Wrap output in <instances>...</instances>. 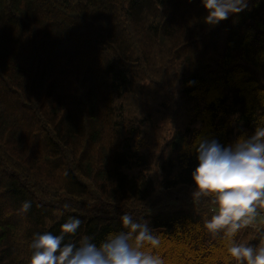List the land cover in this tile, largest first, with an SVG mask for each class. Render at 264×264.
<instances>
[{"label":"trees","instance_id":"trees-1","mask_svg":"<svg viewBox=\"0 0 264 264\" xmlns=\"http://www.w3.org/2000/svg\"><path fill=\"white\" fill-rule=\"evenodd\" d=\"M205 15L200 0H0V264H29L35 236L70 217L65 242L99 244L124 214L165 264H224L204 228L215 205L191 197L193 144L264 127V0L216 26ZM138 100L147 114L129 119ZM234 239L264 245V226Z\"/></svg>","mask_w":264,"mask_h":264},{"label":"clouds","instance_id":"clouds-1","mask_svg":"<svg viewBox=\"0 0 264 264\" xmlns=\"http://www.w3.org/2000/svg\"><path fill=\"white\" fill-rule=\"evenodd\" d=\"M200 4L206 12L204 23L216 26L243 11L248 0H200ZM193 148L198 163L191 173V197H210L215 205V214L204 228L210 234L222 233L224 264H264V245H245L234 239L264 210V127L228 146L216 139H200ZM30 207L31 202L25 201L21 210L27 212ZM120 222L125 230L109 234L99 244L91 237L82 238L78 244L67 243L65 236L74 235L81 224L79 218L70 217L59 234L35 236L30 243L29 264H165L152 251L161 241L147 222H138L128 214L122 215Z\"/></svg>","mask_w":264,"mask_h":264},{"label":"rangeland","instance_id":"rangeland-1","mask_svg":"<svg viewBox=\"0 0 264 264\" xmlns=\"http://www.w3.org/2000/svg\"><path fill=\"white\" fill-rule=\"evenodd\" d=\"M65 47H66V45H65ZM65 49H67V48H65ZM162 69H166V68L162 67ZM159 70H160V67H159ZM148 76H153V78H154L153 80H155L154 82H157L155 73L148 74ZM165 90H166V93L175 92V88H173V87H172L171 90H169L168 88H165ZM166 93H165V95H167ZM139 98H141V97H139ZM141 99H144V97H142ZM163 99L164 98L160 96L159 102L163 103L164 102ZM138 101L139 102H130L128 107H127V109H126V106H127V104H126V106H125L126 116L129 117V119L135 117L137 113L138 114H142V113L145 112V110H141L140 108H138V105L141 106L140 100H138ZM134 108H137V110H135ZM160 110H161V112H159V113H163L164 112V110L162 108ZM146 114L147 113H144V115H146ZM162 116H163V120L160 122V128H162L164 130V134L160 133V137L161 138L172 137L174 132H175L174 122H173V119L171 118L172 113L170 114V116L167 115V114H163ZM155 118H156V116L154 117V119ZM153 145H154V143H153ZM158 145H159V141L157 140L156 143H155V146H158ZM212 210L215 211V208L213 207ZM263 226H264V216H263V214H261L260 216L257 217V219L253 222V224H251V225H249L247 227H250L253 230H257V229H260Z\"/></svg>","mask_w":264,"mask_h":264}]
</instances>
